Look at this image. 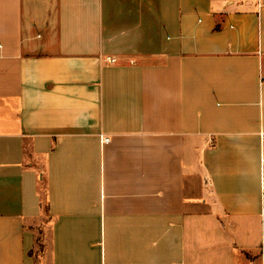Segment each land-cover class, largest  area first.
<instances>
[{"label":"crops","instance_id":"obj_1","mask_svg":"<svg viewBox=\"0 0 264 264\" xmlns=\"http://www.w3.org/2000/svg\"><path fill=\"white\" fill-rule=\"evenodd\" d=\"M262 131L264 0H0V264H264Z\"/></svg>","mask_w":264,"mask_h":264},{"label":"rangeland","instance_id":"obj_2","mask_svg":"<svg viewBox=\"0 0 264 264\" xmlns=\"http://www.w3.org/2000/svg\"><path fill=\"white\" fill-rule=\"evenodd\" d=\"M43 177V176H42ZM42 188V197H43V205H44V211H45V218H44V221L43 223L37 228V231H36V238H37V245L35 246V249L32 250L31 252V255L34 256L37 264H43L42 263V254L44 252V248L41 247V246H44V227L46 225V223L48 222L49 220V214L47 212V204H46V199H44V192H45V186L44 184L41 186Z\"/></svg>","mask_w":264,"mask_h":264},{"label":"built area","instance_id":"obj_3","mask_svg":"<svg viewBox=\"0 0 264 264\" xmlns=\"http://www.w3.org/2000/svg\"><path fill=\"white\" fill-rule=\"evenodd\" d=\"M111 62H114L116 59L115 58H109ZM260 138H261V154H260V162H261V186L262 189L264 190V131L260 133ZM103 141L108 142L110 141L109 137H103Z\"/></svg>","mask_w":264,"mask_h":264},{"label":"trees","instance_id":"obj_4","mask_svg":"<svg viewBox=\"0 0 264 264\" xmlns=\"http://www.w3.org/2000/svg\"><path fill=\"white\" fill-rule=\"evenodd\" d=\"M42 190V189H41ZM44 197L46 198V189H45V192H44ZM44 198V199H45ZM41 247H43L44 248V246H41Z\"/></svg>","mask_w":264,"mask_h":264}]
</instances>
